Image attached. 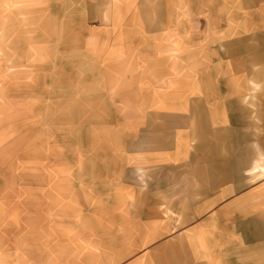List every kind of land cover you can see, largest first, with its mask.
<instances>
[{"label":"rangeland","instance_id":"obj_1","mask_svg":"<svg viewBox=\"0 0 264 264\" xmlns=\"http://www.w3.org/2000/svg\"><path fill=\"white\" fill-rule=\"evenodd\" d=\"M81 6L0 0V264H91L113 224L179 217L170 207L141 217L140 112L158 103L162 84L140 82L138 22L123 20L120 6L112 30L80 40L70 34ZM256 28L264 33V20H229L221 29L231 38ZM261 36L250 46L264 60ZM258 76L254 92L264 86Z\"/></svg>","mask_w":264,"mask_h":264},{"label":"crops","instance_id":"obj_2","mask_svg":"<svg viewBox=\"0 0 264 264\" xmlns=\"http://www.w3.org/2000/svg\"><path fill=\"white\" fill-rule=\"evenodd\" d=\"M76 2L81 22L70 35L80 40L112 30L120 6L123 20L138 22L140 82L162 84L158 103L140 112L141 217L169 207L179 215L113 224L91 264H264V159L256 161L264 156V86L254 92L252 83L264 60L250 46L264 33L239 29L227 38L221 29L264 20V0Z\"/></svg>","mask_w":264,"mask_h":264}]
</instances>
